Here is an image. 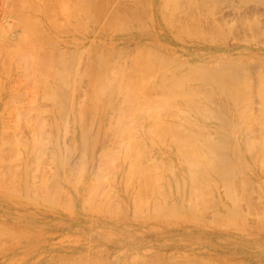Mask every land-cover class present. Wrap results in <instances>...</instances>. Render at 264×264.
<instances>
[{
  "label": "bare ground",
  "instance_id": "6f19581e",
  "mask_svg": "<svg viewBox=\"0 0 264 264\" xmlns=\"http://www.w3.org/2000/svg\"><path fill=\"white\" fill-rule=\"evenodd\" d=\"M263 21L0 0V264H264Z\"/></svg>",
  "mask_w": 264,
  "mask_h": 264
},
{
  "label": "rangeland",
  "instance_id": "374dc122",
  "mask_svg": "<svg viewBox=\"0 0 264 264\" xmlns=\"http://www.w3.org/2000/svg\"><path fill=\"white\" fill-rule=\"evenodd\" d=\"M249 5H250V6H249ZM248 7H249V8H248ZM248 7H247V11H249V10L252 11L253 8H254L251 4H248ZM254 9H255V8H254ZM260 9H261V8L258 7L257 10H256V11L258 12V14H260V13L263 12L262 9H261V10H260ZM259 12H260V13H259ZM263 22H264V21H263ZM263 22H262V23H263ZM263 25H264V24H263ZM0 220H2V216H1V215H0Z\"/></svg>",
  "mask_w": 264,
  "mask_h": 264
}]
</instances>
